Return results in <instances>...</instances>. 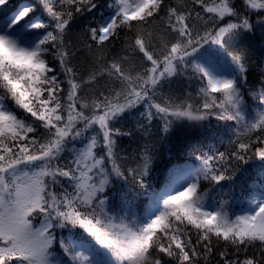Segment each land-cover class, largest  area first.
<instances>
[{"label": "snow or ice", "instance_id": "obj_1", "mask_svg": "<svg viewBox=\"0 0 264 264\" xmlns=\"http://www.w3.org/2000/svg\"><path fill=\"white\" fill-rule=\"evenodd\" d=\"M111 7L77 48L67 40L74 13L95 10L96 0H0V264H199L197 247L211 255L214 238L259 246L264 258V183H254L241 214L202 190L226 178L213 162H247L250 149L264 161V79L258 90L248 85L240 47L253 17L264 27V0ZM121 34L122 47L111 49ZM78 56L87 60L83 73L72 65ZM177 78L189 87L157 102ZM210 118L235 126V151L172 164L156 185L150 154L117 152V138L153 122L167 138ZM133 119L134 131L117 126ZM129 175L143 189L139 202L118 187Z\"/></svg>", "mask_w": 264, "mask_h": 264}, {"label": "trees", "instance_id": "obj_2", "mask_svg": "<svg viewBox=\"0 0 264 264\" xmlns=\"http://www.w3.org/2000/svg\"><path fill=\"white\" fill-rule=\"evenodd\" d=\"M21 2H24V0H10V7H14ZM96 3L97 8L91 12L74 13V20L68 32L67 40L76 45L77 48L83 47L80 42L86 39L84 35L86 30L89 27L99 26L102 21L107 20L113 11L111 7L113 0H96ZM237 4L239 5V0H237ZM252 22L254 24L253 32L241 40L240 47L248 49L245 60V65L248 69V85L253 90H258L261 80L264 79V73L261 68L264 59V27L257 24L256 17H253ZM124 40L125 36L121 34L118 38L111 41L110 48L119 51ZM86 64L85 56H78L72 60V65L80 73L85 71ZM187 87H189V83L186 79H174L169 84H166L162 92L158 93L157 102H159L160 98L168 95L181 96ZM191 87L195 89L196 85L192 84ZM246 99L250 105L254 103L250 96L246 95ZM9 105L11 106V102H9ZM136 124L137 121L133 119L131 121H121L117 126L123 130L134 131ZM236 131L237 129L231 122H221L215 118H210L205 122L202 129L178 126L165 138L159 131V126L153 122L151 128L143 133L134 131L132 137L122 136L117 138V152L119 155H124L127 152L139 150L150 154L154 160L151 182L156 185L163 180L166 170L172 164L191 163L193 157L201 152L205 155H216L217 152L223 151L226 158L230 156L235 151V143H230L229 141H236ZM212 134H215V139H204L205 137H211ZM221 166L224 170L225 180L219 184L204 181L202 182V190L209 191L216 199L227 200L229 202L228 210L231 213L241 214L249 209L248 200L251 197L248 193L254 183L256 186L264 183V178L259 175V173L264 172V161H261L255 155L254 149H250L247 152V162H240L235 159L213 162V167L220 168ZM118 187L137 196L138 202L141 199L138 193L143 189L131 175L128 176L127 183ZM253 195H258V192H254ZM193 240L195 241V235H193ZM212 248L211 255L205 256L203 248L197 247V251L201 253L197 257L199 264H224L220 255L222 252L226 254L233 264L236 261H243L245 258L251 257H255L257 260L264 259L261 257L259 246L237 249L214 238L212 240Z\"/></svg>", "mask_w": 264, "mask_h": 264}, {"label": "rangeland", "instance_id": "obj_3", "mask_svg": "<svg viewBox=\"0 0 264 264\" xmlns=\"http://www.w3.org/2000/svg\"><path fill=\"white\" fill-rule=\"evenodd\" d=\"M130 2H131V0H130ZM261 68H262V71H263V73H264V59H263V61H262V67H261ZM253 102H254V101H253ZM253 104H254V103H253ZM251 105H252V104H251ZM248 210H249V209H248ZM248 210H246V211H248ZM246 211H243V212H246ZM243 212H242V213H243Z\"/></svg>", "mask_w": 264, "mask_h": 264}]
</instances>
